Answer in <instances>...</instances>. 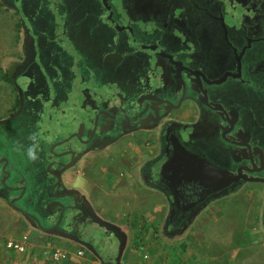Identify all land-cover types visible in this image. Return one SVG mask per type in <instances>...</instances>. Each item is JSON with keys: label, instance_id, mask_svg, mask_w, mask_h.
<instances>
[{"label": "flooded vegetation", "instance_id": "flooded-vegetation-1", "mask_svg": "<svg viewBox=\"0 0 264 264\" xmlns=\"http://www.w3.org/2000/svg\"><path fill=\"white\" fill-rule=\"evenodd\" d=\"M94 5L97 18L86 16ZM63 13L47 36L21 27L20 56L0 70V199L42 239L0 246V264H145L149 236L98 202L104 186L162 195L169 236L186 235L215 201L250 187L264 196V0H74ZM85 17L96 44L74 51ZM40 36L63 45L43 86ZM32 135L39 158L26 175L17 154ZM182 151L239 180L176 206L163 169ZM255 221L264 237V203Z\"/></svg>", "mask_w": 264, "mask_h": 264}, {"label": "rangeland", "instance_id": "rangeland-1", "mask_svg": "<svg viewBox=\"0 0 264 264\" xmlns=\"http://www.w3.org/2000/svg\"><path fill=\"white\" fill-rule=\"evenodd\" d=\"M51 1L54 0H0V70L7 62L20 56L18 46L21 27H23V31L30 27L36 35L47 36L48 28L52 22L51 18L56 13L60 16L64 15V10L71 8L74 0H56L59 3L55 9L48 8ZM86 10L88 11L86 16L95 15L97 18L98 8L95 5ZM86 22L93 24L91 19L85 17V21L82 22V30L81 26L75 27L73 33L71 30L70 38H73L74 46L71 48L74 51L88 49L87 44L90 42L89 38L92 37L93 27L89 24L85 25ZM40 39L43 44L37 49V60L33 68L36 71L37 85L43 86L46 84L44 82L49 84L51 82L49 77L50 61L55 57L56 51L62 54L59 47L63 48V45L53 43L50 45L49 42H45L46 39L42 36ZM95 44L94 41L90 42L92 47ZM63 58L67 60L65 57ZM54 61L52 60V62ZM1 80L0 77V82ZM22 142L24 147L19 150L17 157L22 164V166L20 165L22 171L27 175L34 162L27 159L26 148L32 143L24 138H22ZM104 190L108 195L105 194V197L102 198L97 196L96 199L98 202L106 201L104 202L106 209H113L115 213L120 215L118 218L121 219V225L133 222L134 226H144V220H147V223L148 221H155L156 228L149 236L150 245L145 247L146 251H143L144 257L147 254L150 257L148 260L145 259L147 261H157L156 264H191L193 259L190 255V249L186 251L185 248H194L191 252L198 253L202 252L199 248L204 245L208 255L214 260L216 259V263L264 264V237L258 236L255 231V228L259 229V223H256L255 216L262 210L264 196L254 187L246 188L241 192L211 203L207 211L198 219V222L189 229L188 235L184 236H169L162 232L160 221L163 220L165 213H168L169 210V202L162 195L152 190L142 191L135 184L104 186ZM1 206V213L7 214L10 218L14 215L16 220L15 214L9 207H5V211L4 207ZM127 211H138V213L140 211V213H145V216H132L131 214L123 216V213H127ZM3 214L0 215V233L9 235L13 233V228ZM159 216H162L161 220H159ZM106 236L113 239L112 245L115 247L117 245L115 238L110 235ZM27 237L29 238L28 235ZM136 237L142 238L143 234L137 233ZM28 238L26 243L30 239ZM41 240L39 235V241ZM1 241L2 245L5 246L6 243L3 244V239ZM184 242L187 244H184L183 249L181 243ZM199 256L204 258L202 260L204 262L205 255Z\"/></svg>", "mask_w": 264, "mask_h": 264}, {"label": "water", "instance_id": "water-1", "mask_svg": "<svg viewBox=\"0 0 264 264\" xmlns=\"http://www.w3.org/2000/svg\"><path fill=\"white\" fill-rule=\"evenodd\" d=\"M177 156L164 166V173L170 181V188L174 192V204L187 205L191 208L208 196L228 189L239 178L219 170L207 161L187 154Z\"/></svg>", "mask_w": 264, "mask_h": 264}, {"label": "crops", "instance_id": "crops-1", "mask_svg": "<svg viewBox=\"0 0 264 264\" xmlns=\"http://www.w3.org/2000/svg\"><path fill=\"white\" fill-rule=\"evenodd\" d=\"M0 205H2L1 207H4L3 209H5V207L7 208V207H9L10 208V210H12V212L15 214V216H16V220H15V218H14V215L10 218L7 214H3V213H1V214H3L5 217H7V219H8V221L10 222V224L12 225V228H13V233H11V234H9V235H3V234H1L0 233V246H3L2 245V239H3V244H5V243H7L8 241H16V242H20V241H23L24 240V237H26V238H28L27 237V235L29 236V241L28 242H31L32 240H38L39 239V235L38 234H33V232H31V231H28L27 230V228H26V224H25V222H24V219H23V217L21 216V214H19V213H17L16 211H15V209L14 208H12L10 205H9V203H8V201H6V200H4V199H0ZM2 211V210H1ZM5 211H6V209H5ZM0 214V215H1ZM1 217V216H0ZM148 227L150 228V229H148V227H140L139 229H138V233H142L143 235L145 234V235H148V236H150L151 235V232L154 230V228H156V225H155V221H153V222H148ZM138 227V226H137ZM145 228V229H144ZM186 235H188V233L186 234ZM9 239H12V240H9ZM6 240H8V241H6ZM6 241V242H5ZM182 245H181V248H183L184 249V247H185V245L184 244H187V243H181ZM150 245V244H149ZM206 245V244H205ZM6 246V245H5ZM188 249H190V255H191V257H192V259L193 260H191L192 262H195V263H192L191 262V264H222V263H216V259L214 260L212 257H210L209 255H208V253H207V250L205 249V246L204 245H201V248H199V250H202V252L200 251V252H198V253H193V252H191L192 250H194V248H185V250L187 251ZM204 250V251H203ZM144 251H146V248H144ZM185 251V252H186ZM143 255H144V253H143ZM148 255V254H147ZM145 256V257H143V260L145 261V264H156V262H152V261H147L148 260V258H150V257H148V256ZM196 257H195V256ZM199 255H205V261L204 262H202V260L204 259V258H202V257H200ZM207 255V256H206ZM198 256V257H197ZM145 259H147V260H145ZM135 260V259H134ZM199 262V263H198ZM136 262H134V264H135ZM137 264V263H136Z\"/></svg>", "mask_w": 264, "mask_h": 264}, {"label": "clouds", "instance_id": "clouds-1", "mask_svg": "<svg viewBox=\"0 0 264 264\" xmlns=\"http://www.w3.org/2000/svg\"><path fill=\"white\" fill-rule=\"evenodd\" d=\"M30 140L33 141V143L26 148V156L30 161H37L39 156H38V144L36 143V136L32 135Z\"/></svg>", "mask_w": 264, "mask_h": 264}, {"label": "built area", "instance_id": "built-area-1", "mask_svg": "<svg viewBox=\"0 0 264 264\" xmlns=\"http://www.w3.org/2000/svg\"><path fill=\"white\" fill-rule=\"evenodd\" d=\"M27 241V238L24 237V240L23 241H20V242H16V241H8L6 243V246L9 247V248H16V249H23L24 247V244L26 243Z\"/></svg>", "mask_w": 264, "mask_h": 264}]
</instances>
